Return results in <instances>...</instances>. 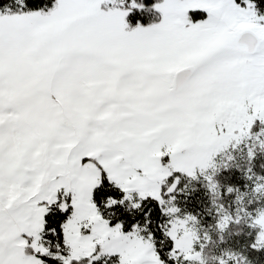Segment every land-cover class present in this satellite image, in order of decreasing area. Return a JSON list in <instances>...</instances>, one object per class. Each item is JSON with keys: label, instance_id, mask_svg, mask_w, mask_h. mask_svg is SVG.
<instances>
[{"label": "snow or ice", "instance_id": "6c2138e0", "mask_svg": "<svg viewBox=\"0 0 264 264\" xmlns=\"http://www.w3.org/2000/svg\"><path fill=\"white\" fill-rule=\"evenodd\" d=\"M144 8L0 0V264L195 258L174 174L203 173L264 122V14L256 0H155L158 17L133 26ZM249 247L264 258V235Z\"/></svg>", "mask_w": 264, "mask_h": 264}, {"label": "rangeland", "instance_id": "374dc122", "mask_svg": "<svg viewBox=\"0 0 264 264\" xmlns=\"http://www.w3.org/2000/svg\"><path fill=\"white\" fill-rule=\"evenodd\" d=\"M204 15H206V13ZM100 83L102 82H95L96 86H99ZM244 131L246 134L241 136L239 142H237L236 139L221 142L217 148L209 154L207 167L204 169L203 173H201L199 166H197L196 176L194 177L204 179L211 192L212 206L216 213V222L213 230L216 231V233L220 234L226 230L229 224L236 228L246 226L255 231L254 240H260L262 235H264V223L261 222V219L264 218V187L259 186L264 185V176L253 174L248 166V162L257 151H264V146L261 145V142L264 141V135H259V132H264V122H261L257 118L253 127L250 130L246 127ZM235 135L239 136L240 133L236 132ZM30 142L31 139L26 138L23 142V146L19 148V151L22 152L24 147ZM16 150L17 149L14 148V151ZM236 160H243L245 162L244 174L246 177V184L242 189L231 188V192L228 191L229 188H226L225 192H228L230 197L228 198L227 207H225L223 202L219 200V191L213 180V173L220 167L226 166L230 162ZM206 177H211V182H209ZM170 207H175V205L171 204ZM190 216L193 215L180 213V217L182 218ZM172 220L174 227H177V217L172 216ZM178 228L183 231L185 225L181 223L178 225ZM137 234L139 235V232ZM184 236H188V239L185 240V244L191 249V255L195 257L192 260L186 261L188 264H208V262L220 264L221 260L225 261V264H247L240 255L232 252L224 251L209 256L206 252L211 241L210 232L208 229L200 227L196 219L187 224V232L184 233ZM184 236H182V239ZM145 243H148V241H145ZM141 259L143 264H149L150 254ZM180 260L184 261L182 255ZM85 264H87V262Z\"/></svg>", "mask_w": 264, "mask_h": 264}, {"label": "trees", "instance_id": "16d2710c", "mask_svg": "<svg viewBox=\"0 0 264 264\" xmlns=\"http://www.w3.org/2000/svg\"><path fill=\"white\" fill-rule=\"evenodd\" d=\"M145 8L134 12L129 20L133 24L139 20L143 24H148L158 17V13L152 8L155 0H141ZM260 13H264V0H256ZM248 166L251 172L256 175L264 176V151H257L250 161ZM245 162L236 160L230 162L226 166H222L213 173V180L219 191V200L227 207L230 194L225 192L226 188L242 189L246 184L244 174ZM174 175L181 176L180 184L172 194L175 197V207H178L180 213H188L195 217L198 225L210 232V244L207 247V254H218L220 252H232L240 255L247 264H264V258L261 254L252 252L249 247L254 240L255 231L252 228L232 227L230 224L220 234L214 231L216 222V213L212 206L211 192L208 189L205 180L200 177H188L180 173ZM151 203V201H149ZM147 204L144 206L147 208ZM157 207L159 205H156ZM133 215H136L134 213ZM154 221V227L163 224L166 221V216L161 213L159 220ZM107 259V258H106ZM87 261L82 260L81 264ZM182 264H188L182 261ZM208 264H214L208 262ZM219 264V263H215Z\"/></svg>", "mask_w": 264, "mask_h": 264}]
</instances>
